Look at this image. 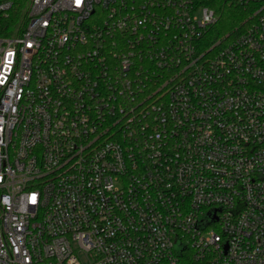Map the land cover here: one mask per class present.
<instances>
[{"label": "built area", "instance_id": "built-area-1", "mask_svg": "<svg viewBox=\"0 0 264 264\" xmlns=\"http://www.w3.org/2000/svg\"><path fill=\"white\" fill-rule=\"evenodd\" d=\"M237 1L205 45L191 0H0V264H264V0Z\"/></svg>", "mask_w": 264, "mask_h": 264}, {"label": "trees", "instance_id": "trees-1", "mask_svg": "<svg viewBox=\"0 0 264 264\" xmlns=\"http://www.w3.org/2000/svg\"><path fill=\"white\" fill-rule=\"evenodd\" d=\"M200 7H207L213 10L218 16L217 24L208 35V40L204 43L210 45L220 36L228 33L242 21L249 13L237 0H191ZM188 264H198L190 261Z\"/></svg>", "mask_w": 264, "mask_h": 264}, {"label": "water", "instance_id": "water-1", "mask_svg": "<svg viewBox=\"0 0 264 264\" xmlns=\"http://www.w3.org/2000/svg\"><path fill=\"white\" fill-rule=\"evenodd\" d=\"M214 221H215V218L209 216L207 219H205L203 226H206Z\"/></svg>", "mask_w": 264, "mask_h": 264}, {"label": "snow or ice", "instance_id": "snow-or-ice-1", "mask_svg": "<svg viewBox=\"0 0 264 264\" xmlns=\"http://www.w3.org/2000/svg\"><path fill=\"white\" fill-rule=\"evenodd\" d=\"M76 3H77V5L79 6V4H80V0H76Z\"/></svg>", "mask_w": 264, "mask_h": 264}, {"label": "rangeland", "instance_id": "rangeland-1", "mask_svg": "<svg viewBox=\"0 0 264 264\" xmlns=\"http://www.w3.org/2000/svg\"><path fill=\"white\" fill-rule=\"evenodd\" d=\"M240 22H241V21H240ZM240 22H239V23H240ZM239 23H238V24H239ZM238 24H236V25H238ZM236 25H235V26H236Z\"/></svg>", "mask_w": 264, "mask_h": 264}]
</instances>
